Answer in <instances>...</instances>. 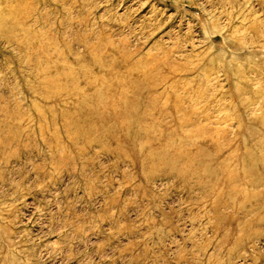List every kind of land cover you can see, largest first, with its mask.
I'll list each match as a JSON object with an SVG mask.
<instances>
[{
  "label": "rangeland",
  "instance_id": "374dc122",
  "mask_svg": "<svg viewBox=\"0 0 264 264\" xmlns=\"http://www.w3.org/2000/svg\"><path fill=\"white\" fill-rule=\"evenodd\" d=\"M0 264H264V0H0Z\"/></svg>",
  "mask_w": 264,
  "mask_h": 264
}]
</instances>
